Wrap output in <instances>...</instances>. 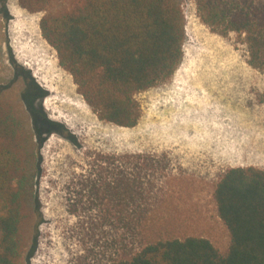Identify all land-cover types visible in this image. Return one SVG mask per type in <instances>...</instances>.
Returning <instances> with one entry per match:
<instances>
[{"label": "trees", "instance_id": "16d2710c", "mask_svg": "<svg viewBox=\"0 0 264 264\" xmlns=\"http://www.w3.org/2000/svg\"><path fill=\"white\" fill-rule=\"evenodd\" d=\"M195 1L212 30L244 35L249 64L264 70V1ZM19 3L29 12H43L39 26L60 66L98 118L117 126L138 123L142 111L136 95L168 81L184 56L182 0ZM25 77L26 110L35 122L48 119L42 106L27 97L28 89L40 91L41 97L45 92L31 75ZM33 153L29 127L11 103L0 101V264H22L42 216ZM101 158L79 183L71 206L74 213L94 210L85 230L112 247L109 264H264V170L231 167L217 181V213L230 235L229 249L221 254L204 236H174L165 229V217L176 208L166 204L175 193L167 186L175 177L167 180L164 156Z\"/></svg>", "mask_w": 264, "mask_h": 264}, {"label": "rangeland", "instance_id": "374dc122", "mask_svg": "<svg viewBox=\"0 0 264 264\" xmlns=\"http://www.w3.org/2000/svg\"><path fill=\"white\" fill-rule=\"evenodd\" d=\"M182 7L186 40L178 69L168 81L136 95L141 117L134 127H121L100 120L60 66L39 26L43 12H29L19 0H0V101L11 103L29 127L40 170L35 190L42 216L22 264H109L112 247L85 230L94 210L74 213L71 205L79 183L102 156L126 153L164 156L167 180L175 177L167 185L175 193L166 204L176 210L165 217V229L174 236H204L227 253L230 235L217 213L215 185L231 167L264 170V70L249 64L244 35L212 30L195 0H182ZM18 45L30 54L23 57ZM20 71L45 92L36 106H42L48 119L35 122L26 110L24 80L16 75ZM35 74L56 91L47 90ZM48 97L83 104L88 119L77 126L79 135L51 119L43 106Z\"/></svg>", "mask_w": 264, "mask_h": 264}, {"label": "bare ground", "instance_id": "6f19581e", "mask_svg": "<svg viewBox=\"0 0 264 264\" xmlns=\"http://www.w3.org/2000/svg\"><path fill=\"white\" fill-rule=\"evenodd\" d=\"M9 1V0H8ZM11 1V0H10ZM14 3V2H13ZM10 5V4H9ZM8 5V6H9ZM14 5V4H13ZM7 6V7H8ZM14 7V6H13ZM18 8V7H17ZM20 9V8H19ZM18 10V9H17ZM22 10V9H21ZM13 11V9H12ZM23 12V11H22ZM21 13V12H19ZM15 17L18 16V13H13ZM22 14V13H21ZM27 14H25L24 16L26 17ZM13 16V19H15ZM19 18V17H18ZM17 18V19H18ZM22 18V17H21ZM28 18V17H27ZM12 19V20H13ZM23 19V18H22ZM26 19V18H25ZM27 20V19H26ZM30 21V20H29ZM26 22V21H25ZM14 23V22H13ZM12 23V25H14ZM21 25V23H20ZM22 28L25 27L24 23L22 24ZM18 26V25H17ZM28 26V25H27ZM16 28V26H15ZM14 28V29H15ZM20 28V29H22ZM13 29V30H14ZM34 29V28H33ZM19 30V29H18ZM16 30V31H18ZM15 31V32H16ZM23 31V29H22ZM27 31V30H26ZM35 31V30H34ZM33 31V32H34ZM14 32V31H13ZM20 33V31H18ZM17 32V34H18ZM30 33V32H28ZM35 33V32H34ZM33 34V33H31ZM23 35V34H22ZM36 35V34H35ZM19 36V35H18ZM21 37V36H19ZM24 37V36H23ZM36 37V36H35ZM17 38V37H15ZM13 40V38H12ZM17 40V39H16ZM36 40V39H35ZM15 41V39H14ZM37 41V40H36ZM16 42V41H15ZM22 42V40H21ZM211 43V42H210ZM209 43V44H210ZM13 44V43H12ZM15 44V43H14ZM17 46V45H16ZM22 47L21 45L19 46L18 45V49L20 50L21 52V55L24 57V56H27L30 54V49L27 50L26 48ZM33 64V63H32ZM34 69V68H33ZM35 78L38 80L39 83H41L47 90H49L50 92H55L56 90L54 89V87L46 81V79L41 76V75H34ZM198 86V85H197ZM199 99H198V103H199ZM43 106L45 108V110L47 112H49L50 114V117L51 119L53 120H57L59 122H62L65 126H67V128H69L72 132L75 133V135H79V131L77 130V126H79V124H81L82 122H84L83 120H87L88 119V114H87V111L85 110L83 104H80L76 101H73L72 99L70 98H59V99H55V98H52V97H48L44 100L43 102ZM195 106H200V103L199 105H195ZM80 127V126H79ZM84 129V128H83ZM71 131H68V132H71ZM78 131V132H77ZM82 134V133H81ZM79 137V136H78Z\"/></svg>", "mask_w": 264, "mask_h": 264}, {"label": "flooded vegetation", "instance_id": "af4514ba", "mask_svg": "<svg viewBox=\"0 0 264 264\" xmlns=\"http://www.w3.org/2000/svg\"><path fill=\"white\" fill-rule=\"evenodd\" d=\"M17 77L21 75V77L23 78L24 80V87L26 88V84H27V78L25 77V75H30V74H27L25 71H20L18 73H16ZM15 82V81H14ZM27 97L29 99V102H33V103H38L41 101L42 97H41V92L39 91H34V90H29L28 89V92H27ZM38 107V106H37ZM39 108V107H38Z\"/></svg>", "mask_w": 264, "mask_h": 264}]
</instances>
